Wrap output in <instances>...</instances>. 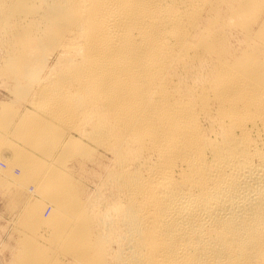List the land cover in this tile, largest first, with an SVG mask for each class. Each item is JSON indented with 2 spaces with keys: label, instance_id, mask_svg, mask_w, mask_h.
I'll return each mask as SVG.
<instances>
[{
  "label": "bare ground",
  "instance_id": "obj_1",
  "mask_svg": "<svg viewBox=\"0 0 264 264\" xmlns=\"http://www.w3.org/2000/svg\"><path fill=\"white\" fill-rule=\"evenodd\" d=\"M0 78L8 264H264V0H0Z\"/></svg>",
  "mask_w": 264,
  "mask_h": 264
},
{
  "label": "rangeland",
  "instance_id": "obj_2",
  "mask_svg": "<svg viewBox=\"0 0 264 264\" xmlns=\"http://www.w3.org/2000/svg\"><path fill=\"white\" fill-rule=\"evenodd\" d=\"M0 80H1V78H0ZM2 83L3 82L0 81V102H2V103L7 102L8 103V102L13 100V95L8 90L9 88L7 87V85H5L3 83V85H5V86H3ZM24 105L25 104H22L18 108L19 113H22L24 110H28V111L33 112V110H31L28 105H25V106ZM11 141H13V140H11ZM3 146H4V144L1 146L2 148L0 149V171H1V173H3V169L7 164V161L5 158L10 157V159H11V156H12L11 155L12 153L10 152V150L6 149V147L5 146L3 147ZM92 157H93V155H92ZM71 164H72V166H75L73 164V162ZM78 171L76 170L74 172L75 178L74 177L73 178L76 179L84 187V189L88 193L93 194V159L91 158V160H88V162L84 163V169L82 172L79 171L80 172L79 173ZM3 182H5V180ZM6 182L8 183V184L6 183L7 185L10 184L9 188H7L5 186L6 184H4V186H5L4 189H3V187L1 188V186H0V264H8L10 257H11V254H12V251H13V249H15V247H16L15 245H17V244H15V240L17 242L19 239H21L23 237L21 235V233H18L19 230H18V228H16L17 224H14V222L17 220V215L19 214V212L22 209L21 205H22L23 196H24L19 191H23L24 193L29 195V194H31L32 189H33L32 188L33 185L31 183H30L31 185L29 183H27V185L29 184L28 188H27L26 184H25L26 186L19 188L18 186L15 185V183L13 181H6ZM12 183H14V184H12ZM0 184H2V181L0 182ZM41 205L43 207L41 206L42 208H40L41 209L40 214H41L42 218H47V215L50 211L49 204L43 203ZM45 207H46V210H45ZM15 230L18 232H16ZM18 234H20V235H18ZM17 237H19V238H17ZM12 246H15V247L12 248ZM61 260L63 261L62 262L63 264H67L68 259L62 258Z\"/></svg>",
  "mask_w": 264,
  "mask_h": 264
}]
</instances>
